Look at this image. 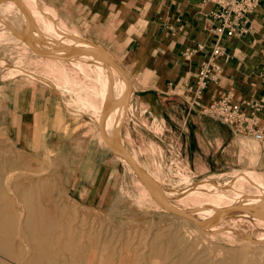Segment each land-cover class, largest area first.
<instances>
[{"label": "rangeland", "instance_id": "374dc122", "mask_svg": "<svg viewBox=\"0 0 264 264\" xmlns=\"http://www.w3.org/2000/svg\"><path fill=\"white\" fill-rule=\"evenodd\" d=\"M37 1L33 15L40 13L54 29L49 32L40 23L36 33L44 32L48 42L55 40L53 48L68 52L86 40L88 51L83 47L81 65L68 57L56 63L39 59L25 49L26 35L15 19L0 18V77L10 80L0 83V264H103L100 257L107 251L124 253L126 264H133L131 257L140 258L139 252H149L142 255L149 264H264V211L260 219L247 208L227 213L242 206L264 207V173L255 170L256 159L249 156L259 144L245 142L246 168L204 179L194 178L180 153L160 142L147 140L137 151L126 147L122 126L133 112L134 87L116 53L85 37L53 5ZM41 41L37 44L44 46ZM96 44L108 59L95 56ZM110 77L114 82L109 80L108 87ZM27 88L40 105L45 103L38 123L35 117L32 123L30 117L15 116ZM98 89L105 111L117 102L109 100V90L113 98L119 94L118 105L125 96L110 129L119 133L118 141L136 155L142 170L134 159L102 146ZM60 114L67 116L58 122ZM21 125L32 132L31 140L16 134ZM235 191L246 193L236 196L238 202L234 196L227 210ZM208 208L219 215L214 212L211 218ZM205 212L210 225L199 218ZM135 240L143 242H131Z\"/></svg>", "mask_w": 264, "mask_h": 264}, {"label": "crops", "instance_id": "0c3cea01", "mask_svg": "<svg viewBox=\"0 0 264 264\" xmlns=\"http://www.w3.org/2000/svg\"><path fill=\"white\" fill-rule=\"evenodd\" d=\"M41 1L61 11L85 37L116 53L119 64L130 77L134 87L130 99L133 112L128 114L127 125L123 123L122 126V138L126 147L137 151L147 140L160 142L170 152L180 153L194 178L204 179L206 176L246 168L247 162L242 157L244 144L248 142L254 146L257 142L259 149L254 147L249 156L256 159L255 170L264 173L262 142L203 111L206 105L227 95L239 102L260 101L262 108L258 113L259 126L264 131V0H260L257 9L249 15L250 30L247 33L222 36L220 43L226 56H219L217 59L221 70L201 93L197 90L196 74L202 62L210 58L219 38L215 28L220 23L210 14L217 8L215 3L205 0ZM38 2L32 0L27 3L39 5ZM32 18L33 21L34 18L38 20L36 23H41V26L45 23L49 32L54 29L53 22L47 21L40 13ZM31 28L33 26L27 30L22 29V35H26L24 47L32 55L52 63L65 62L67 57L68 60L81 63L80 53H84L82 46L74 47L72 52L54 48L61 56H53L36 48L33 43L35 29ZM50 45L54 46L49 42L45 46ZM85 49L88 50L87 47ZM141 52L146 55L140 56ZM77 55H80L79 60ZM62 74L67 77L64 72ZM9 81L0 77V83L6 84ZM101 85L99 83V89L102 88ZM28 91L27 88L24 95L20 96V108L15 110V116L20 114L30 117L32 123L35 117L38 123L45 103L43 101L40 105L39 97L28 94ZM99 95L100 107H96L102 118V123H99L102 125H98L101 131L99 139L104 148H113L119 141L110 137V132H117L111 130L110 125L115 116L120 115L126 99L124 96V104L118 105L117 93L114 98L116 104L105 111V97ZM64 115H59L58 122L62 121ZM43 121L44 117L42 123ZM28 130L21 125L15 132L17 135L20 133L22 139L31 140L32 132L30 134ZM51 131L52 129L49 133ZM122 147L124 148L123 145ZM141 158L146 164V157ZM148 253L139 252L141 257H131V261L133 264H149L150 260L148 262L147 257H142ZM100 258L103 264H126L124 253L102 252Z\"/></svg>", "mask_w": 264, "mask_h": 264}, {"label": "built area", "instance_id": "2783aa9c", "mask_svg": "<svg viewBox=\"0 0 264 264\" xmlns=\"http://www.w3.org/2000/svg\"><path fill=\"white\" fill-rule=\"evenodd\" d=\"M217 5L210 12L212 18L219 21L215 31L218 41L213 47L212 54L207 61L202 62L196 74L198 92H202L210 80H215L221 70L218 63L219 56H226L224 47L220 43L222 36H238L250 30L249 15L259 6L260 0H205ZM227 58V57H226ZM260 101H234L230 95L206 105L203 111L211 117L221 119L236 130L251 134L264 145V131L259 126L258 113L261 111Z\"/></svg>", "mask_w": 264, "mask_h": 264}, {"label": "bare ground", "instance_id": "6f19581e", "mask_svg": "<svg viewBox=\"0 0 264 264\" xmlns=\"http://www.w3.org/2000/svg\"><path fill=\"white\" fill-rule=\"evenodd\" d=\"M36 1V0H35ZM31 6H32V3H27V2H25V0H0V13H1V16H0V18L1 19H4V18H13V19H15V21H14V24L16 25V27L17 28H19V29H25V30H27V28L29 27H32L34 24L33 23H35V25H36V28H35V36H34V42L33 43H35V46H36V48H38L40 51H43V52H46V53H49V54H52L53 56H61L60 54L61 53H59V52H57V51H54V46H49V47H47V46H45L46 44H44V46H40L39 44H37V42H38V39L39 40H41L42 39V41L44 40V43L46 42H48L47 40V36L46 35H44V32H41L40 34L37 32L36 33V29L38 30V27H39V29H40V26H39V24L38 23H36V22H38V20L36 21L35 20V18H34V21L32 22V20L31 19H33L32 17H34V15H33V13H32V11H31ZM4 9V10H3ZM2 13H3V15H2ZM5 13L7 14V15H5ZM16 13V15H14ZM17 18V19H16ZM30 18V19H29ZM29 23V24H28ZM41 30V29H40ZM40 30H38V31H40ZM74 36V35H73ZM54 37V36H53ZM57 37V36H56ZM55 37V38H56ZM79 37V36H78ZM27 38H28V36H27ZM62 38V37H61ZM73 39L74 38H77L76 37V35L74 36V37H72ZM77 39H81V37H79V38H77ZM77 39H74V40H77ZM83 39V38H82ZM29 40V39H28ZM49 40H50V38H49ZM41 41V42H42ZM76 42H78V43H80L79 41H76ZM83 42V41H82ZM49 43H51V44H54L55 43V40H54V42H49ZM93 45V44H92ZM92 45H90V46H92ZM82 47H87L88 48V42H84L83 44H82ZM94 48H96L97 50H94V48H93V50L94 51H97V53H94L95 54V56L97 55L98 57L97 58H99V60L100 61H103L104 59H108L107 57H109L110 55H108V52H106L104 49H102V47L101 46H99V45H94L93 46ZM86 51V50H85ZM88 51V50H87ZM77 57V60L78 59H80V55H77L76 56ZM108 66H109V64H108ZM109 80H112V78L110 77V79H106V83H107V85H108V87H111V86H109L111 83H110V81ZM113 82H114V80H112ZM111 81V82H112ZM113 82H112V84H113ZM113 87V86H112ZM114 89V88H113ZM110 91V95H109V100L111 99V100H114V95H113V91L112 90H109ZM115 91V90H114ZM113 98V99H112ZM109 135H110V137L114 140V141H117L119 138V134L117 133V132H111V133H109ZM116 143V142H115ZM114 143V144H115ZM249 144V143H248ZM114 148L116 149V151H117V153L119 154V155H122V156H124V157H127V158H130L131 160L132 159H134L135 160V162L136 163H134V165H135V167L140 171V170H142L141 169V165L139 164V162H138V160H136V158H135V156H134V154H131L129 151H127L126 149H124L123 147H122V143L121 142H119V143H116L115 144V146H114ZM134 160H133V162H134ZM141 172H143V171H141ZM142 174V173H141ZM142 177L144 178H146V174L143 172V174H142ZM148 177V176H147ZM147 179V178H146ZM149 180H151V177H150V179ZM148 181V180H147ZM237 190V189H236ZM246 191V190H245ZM242 192V193H240L241 195H243V193H246V192ZM238 192H241V191H238ZM236 194V195H235ZM235 194L233 193V197H232V199L231 198H229V207H227V210H228V208H232L231 206H230V204L232 203V200H234L235 201V199H236V201H237V197H240V194L238 193L237 194V192L235 191ZM237 195H239V196H237ZM245 195V194H244ZM234 196L236 197L235 199H233L234 198ZM164 198H165V196H164ZM241 199V198H240ZM239 199V200H240ZM250 199H254V198H250ZM256 199V198H255ZM254 199V200H255ZM167 200V199H166ZM166 200L164 199V201L166 202ZM258 199H256V201H257ZM233 201V202H234ZM260 202H263V200L261 201V200H259ZM226 203H225V205L227 206L228 204V202L227 201H225ZM238 202V201H237ZM260 202H259V204H260ZM161 203H163V202H161ZM168 203V202H167ZM257 204H258V201L256 202ZM255 203V204H256ZM235 204H237L236 202H235ZM235 204H233V205H235ZM239 204V203H238ZM254 203H252V205H253ZM256 204V205H257ZM263 204V203H262ZM166 205H168V204H166ZM224 205V206H225ZM232 205V206H233ZM240 205V204H239ZM248 205H249V203H248ZM173 206V205H172ZM171 206V207H172ZM223 206V207H224ZM264 206V205H263ZM174 207V206H173ZM171 208V209H174V208H176V207H174V208ZM234 207V206H233ZM237 207V206H236ZM221 208V207H220ZM219 208V209H220ZM244 208H247V209H249V210H251V212H254V213H256L255 215H257V219H260V218H262L261 216H259V215H261V214H263V211H264V207H239L237 210L235 209V211L233 210V212L231 211V212H227L228 214H235V213H237V212H239L241 209H244ZM182 209V208H181ZM212 208H208L207 209V212H209V213H212V214H214V212L216 211V209H214L215 211H213V212H211L210 210H211ZM218 209V208H217ZM224 209H226V207L224 208ZM175 210V209H174ZM184 210V209H183ZM183 210H181V211H183ZM209 210V211H208ZM222 210V208L220 209V211ZM229 210H231V209H229ZM177 211V210H176ZM219 211V210H218ZM217 211V213L215 212V214H217V215H219V212ZM184 213V212H183ZM191 213V212H190ZM209 213H204L206 216H200L199 218L203 221V223L202 224H209L210 223V218H208L209 217ZM185 214V213H184ZM192 214V213H191ZM207 214H208V216H207ZM215 214L214 215H211L210 214V217L211 218H213V217H215ZM222 214V216L221 217H223V215H225L226 214V212H224V213H221ZM190 215V214H189ZM203 218V219H202ZM204 218H206V219H204ZM217 218V217H216ZM214 219V218H213ZM212 219V220H213ZM210 225V224H209ZM212 225V224H211ZM208 226V225H207Z\"/></svg>", "mask_w": 264, "mask_h": 264}, {"label": "water", "instance_id": "95a60500", "mask_svg": "<svg viewBox=\"0 0 264 264\" xmlns=\"http://www.w3.org/2000/svg\"><path fill=\"white\" fill-rule=\"evenodd\" d=\"M173 210V209H172Z\"/></svg>", "mask_w": 264, "mask_h": 264}]
</instances>
